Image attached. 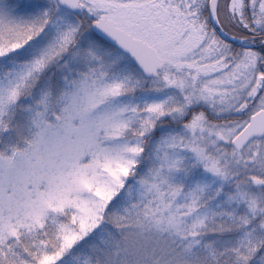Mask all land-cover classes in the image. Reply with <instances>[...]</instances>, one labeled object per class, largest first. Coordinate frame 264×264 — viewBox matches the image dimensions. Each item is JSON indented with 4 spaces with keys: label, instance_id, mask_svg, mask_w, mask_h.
<instances>
[{
    "label": "snow or ice",
    "instance_id": "obj_1",
    "mask_svg": "<svg viewBox=\"0 0 264 264\" xmlns=\"http://www.w3.org/2000/svg\"><path fill=\"white\" fill-rule=\"evenodd\" d=\"M0 143V264H264V0H0Z\"/></svg>",
    "mask_w": 264,
    "mask_h": 264
},
{
    "label": "rangeland",
    "instance_id": "obj_2",
    "mask_svg": "<svg viewBox=\"0 0 264 264\" xmlns=\"http://www.w3.org/2000/svg\"><path fill=\"white\" fill-rule=\"evenodd\" d=\"M3 140H4V143H9L10 142V135L9 134H5ZM4 143H0V150H3Z\"/></svg>",
    "mask_w": 264,
    "mask_h": 264
}]
</instances>
